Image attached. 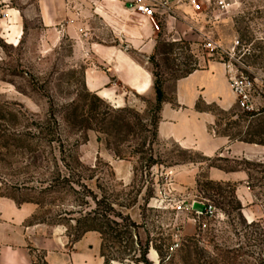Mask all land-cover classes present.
Segmentation results:
<instances>
[{"label": "rangeland", "instance_id": "rangeland-1", "mask_svg": "<svg viewBox=\"0 0 264 264\" xmlns=\"http://www.w3.org/2000/svg\"><path fill=\"white\" fill-rule=\"evenodd\" d=\"M220 18L204 28V17L193 14L185 22L194 30L189 41L173 39L162 22L155 53L142 60L172 98L187 72L208 60L224 66L220 55L203 49L204 34L227 51L239 41L233 64L254 111H244L235 93L230 111L203 108L217 136L264 146V0H236ZM31 26L17 42L0 36V196L38 203L30 222L57 223L68 243L78 228L95 229L104 264H264V159L245 163L256 200L244 207L235 184L210 180L208 167L221 165L219 159L158 137L155 94L120 87L115 102L90 92L74 40L65 36L44 49L43 26ZM186 168L189 177L181 178ZM201 199L214 216L190 210ZM188 223L193 232L185 236ZM37 252L33 264H46Z\"/></svg>", "mask_w": 264, "mask_h": 264}, {"label": "crops", "instance_id": "crops-1", "mask_svg": "<svg viewBox=\"0 0 264 264\" xmlns=\"http://www.w3.org/2000/svg\"><path fill=\"white\" fill-rule=\"evenodd\" d=\"M132 2L0 0V36L5 32L17 42L36 21L45 31L44 49L59 44L65 36L74 40L76 58L86 62L85 83L90 92L115 102L121 100L120 87L153 97L154 77L142 58L155 53L159 35L147 19L134 13ZM176 12L179 19L169 18L165 22L167 30L174 34L173 39L188 40L194 30L185 22L196 13L186 4L178 6ZM202 16L205 26L207 21ZM220 19L215 18L210 26L216 27ZM83 32L86 39L82 38ZM173 96L176 106L169 102L162 104L158 137L173 140L206 159H219L221 165L208 167L210 180L235 184L240 203L244 207L253 205L256 197L251 187L252 171L245 163L264 159V146L217 136L210 130L213 117L203 108L216 106L227 112L236 104L223 64L208 60L201 70L174 83ZM231 163L237 165L235 169L227 167ZM188 172L190 168L181 172V178L187 179ZM206 202L201 199L185 203H191L188 207L194 205V209L203 208L196 211H204ZM37 208L33 203L17 205L10 198L0 197V264H33L37 251L44 253L46 264H104L98 233L88 232L70 244L61 226L29 224ZM192 232L193 225L188 223L182 233L186 236ZM148 257L155 263L156 254L151 252Z\"/></svg>", "mask_w": 264, "mask_h": 264}, {"label": "built area", "instance_id": "built-area-1", "mask_svg": "<svg viewBox=\"0 0 264 264\" xmlns=\"http://www.w3.org/2000/svg\"><path fill=\"white\" fill-rule=\"evenodd\" d=\"M101 1V0H91ZM236 0H133L132 9L134 13L147 19L156 33L160 32L162 22H166L169 18L178 20L176 9L182 4L188 5L193 12L205 15L206 24L204 28L210 26L215 18L229 13L235 6ZM201 45L212 56L218 54L224 60V66L229 78L232 91L240 98V107L244 111H254L248 93L247 83H245L238 75L233 63H235V53L240 46V42L236 41L232 49L229 51L223 49L217 44L212 36L204 34L201 39ZM225 57V58H224ZM226 59V60H225ZM234 61V62H233ZM191 205L190 210L196 216L212 217L215 215V208L208 202L205 203L204 211H196ZM178 248L177 243L171 248V251Z\"/></svg>", "mask_w": 264, "mask_h": 264}, {"label": "trees", "instance_id": "trees-1", "mask_svg": "<svg viewBox=\"0 0 264 264\" xmlns=\"http://www.w3.org/2000/svg\"><path fill=\"white\" fill-rule=\"evenodd\" d=\"M192 72H194V71L191 70V71L187 72V74L179 77L177 80L186 77L187 75L191 74ZM153 77H154V91H155V101H156L157 109H160V111H161L162 104L166 103V102H169V103L173 104L174 106H176V104L174 103V98L173 97L170 98V96H168L166 94L165 89H163V84H162V81L160 80L159 76L153 72ZM246 142L252 143L251 141H246ZM0 197H5V196H0ZM7 198H10V199L14 200L17 205H22L24 203L38 204L35 201H30V200H28V201H18L17 199H15L13 197H7ZM29 224L30 225L33 224L32 221L29 222ZM58 224H60V222H58ZM52 225L53 226L57 225V223H54ZM78 229L79 230H76V235H74V239L72 241H70V244H74V243L78 242L82 238V236L84 234H86L88 232H91V231H96L93 228L92 229H86V230L82 231V234H80L81 229L80 228H78Z\"/></svg>", "mask_w": 264, "mask_h": 264}]
</instances>
